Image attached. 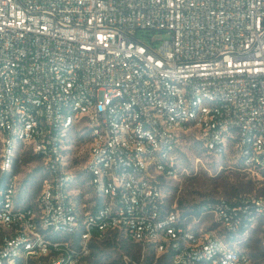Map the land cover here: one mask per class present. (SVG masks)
<instances>
[{"label": "built area", "instance_id": "1", "mask_svg": "<svg viewBox=\"0 0 264 264\" xmlns=\"http://www.w3.org/2000/svg\"><path fill=\"white\" fill-rule=\"evenodd\" d=\"M80 122L85 212L64 142ZM191 131L263 175L264 0H0V173L19 144L45 168L33 205L18 176L0 188V264H93L116 233L170 264H254L241 241L264 243V195L201 204L215 229L168 206Z\"/></svg>", "mask_w": 264, "mask_h": 264}, {"label": "rangeland", "instance_id": "2", "mask_svg": "<svg viewBox=\"0 0 264 264\" xmlns=\"http://www.w3.org/2000/svg\"><path fill=\"white\" fill-rule=\"evenodd\" d=\"M149 36H154L158 40L168 38L166 33L160 32L151 33ZM64 142L70 164L78 171L75 184L76 196L82 207L81 210L85 212L91 209L94 199L84 171L91 143L88 127L84 122L77 123L68 132ZM178 157L176 176L170 178L165 184V194L168 206H177L184 214L191 208L200 207L201 204L210 200L225 199L235 202L249 195H264L263 175L245 168L234 152L229 156L208 154L192 131L183 136ZM9 175H16L21 181L19 192L22 202L35 204L42 189L45 168L42 159L34 154L29 145L17 146L15 162ZM196 217L199 219L200 215L196 214ZM194 225L204 226L205 229L217 227L209 216H203L199 222H194ZM124 244L125 246L119 249L103 246L101 262L108 263L113 259H121L125 264H146L147 261L155 262L160 257L152 249L143 250L140 246L126 240ZM247 244L252 247H248ZM241 245L246 248L254 264H264V259L257 260L252 255L256 252L254 248H264L259 231L244 237Z\"/></svg>", "mask_w": 264, "mask_h": 264}, {"label": "trees", "instance_id": "3", "mask_svg": "<svg viewBox=\"0 0 264 264\" xmlns=\"http://www.w3.org/2000/svg\"><path fill=\"white\" fill-rule=\"evenodd\" d=\"M262 174L264 176V170H263ZM8 178H9V173H7V172L2 173L0 175V188H5L7 186L6 182H7ZM186 214L187 215L199 214L200 215L199 219H201L203 216H206V215L201 216V211L199 210V206L198 207L195 206V208H191ZM226 238L228 239V242L232 243V240H233L232 237L227 236ZM124 242H125V240L122 238H119L118 233H116L114 236H109V237H106L104 239H100L97 242H94L92 244V247H93L92 262H93V264H125V262L122 261L121 259H113V260L109 261L108 263L101 262V260L103 259L101 248L103 246L106 248L113 247V248L119 249V248H122L123 246H125ZM247 245H248V247H252L250 244H247ZM241 247L244 250H246V248L243 247L242 245H241ZM254 249H256V252L252 253V255L255 256V259H257V260L258 259H264L263 258L264 257V248L256 247ZM109 258L110 257H108V259ZM148 259H150V258H148ZM146 264H170V253H165V254L161 255L158 259H156L155 262L152 260L147 261Z\"/></svg>", "mask_w": 264, "mask_h": 264}]
</instances>
